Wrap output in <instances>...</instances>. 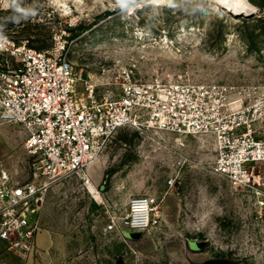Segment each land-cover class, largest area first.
I'll use <instances>...</instances> for the list:
<instances>
[{
	"label": "rangeland",
	"instance_id": "rangeland-1",
	"mask_svg": "<svg viewBox=\"0 0 264 264\" xmlns=\"http://www.w3.org/2000/svg\"><path fill=\"white\" fill-rule=\"evenodd\" d=\"M249 1L254 11L236 13L219 0H0V30L40 50L64 45L80 98L117 92L132 70L254 101L264 99V0ZM25 136L19 124L0 121V177L33 178ZM215 156L210 135L122 127L87 176L47 191L39 232L69 264H264V190L233 187L212 171ZM144 194L154 198L152 221L129 228L131 198ZM38 260L0 239V264Z\"/></svg>",
	"mask_w": 264,
	"mask_h": 264
},
{
	"label": "built area",
	"instance_id": "built-area-1",
	"mask_svg": "<svg viewBox=\"0 0 264 264\" xmlns=\"http://www.w3.org/2000/svg\"><path fill=\"white\" fill-rule=\"evenodd\" d=\"M63 48L40 50L0 30V121L23 128L33 174L24 182L5 172L0 177L1 240L26 256L40 255L47 191L87 176L101 147L126 126L210 135L216 145L212 171L237 189L264 190L263 98L237 99L228 88L192 81L140 79L132 70H125L117 92L80 98L77 72ZM168 184H175L174 176ZM154 209L151 195L133 196L126 226L146 228Z\"/></svg>",
	"mask_w": 264,
	"mask_h": 264
},
{
	"label": "crops",
	"instance_id": "crops-1",
	"mask_svg": "<svg viewBox=\"0 0 264 264\" xmlns=\"http://www.w3.org/2000/svg\"><path fill=\"white\" fill-rule=\"evenodd\" d=\"M47 237H50L45 232H39L37 236V243L39 246V249L41 251L40 258L42 261H36V263L33 262H27L26 264H69L68 261L62 262L57 260V257H54V254L57 253L58 246H55L52 244V238L50 239L51 243H47ZM49 253V259H45L47 254ZM72 264V262H70Z\"/></svg>",
	"mask_w": 264,
	"mask_h": 264
},
{
	"label": "bare ground",
	"instance_id": "bare-ground-1",
	"mask_svg": "<svg viewBox=\"0 0 264 264\" xmlns=\"http://www.w3.org/2000/svg\"><path fill=\"white\" fill-rule=\"evenodd\" d=\"M224 5H229L231 10L236 13H247L255 10V6L249 0H219ZM90 190L99 198L96 187L89 185Z\"/></svg>",
	"mask_w": 264,
	"mask_h": 264
},
{
	"label": "trees",
	"instance_id": "trees-1",
	"mask_svg": "<svg viewBox=\"0 0 264 264\" xmlns=\"http://www.w3.org/2000/svg\"><path fill=\"white\" fill-rule=\"evenodd\" d=\"M126 3H121L118 8H122ZM111 12V10H106L103 14H100L97 16V19H101V18H104L106 17L109 13ZM28 46H31V47H37V46H34L33 44L29 43L28 41L26 42ZM38 48V47H37Z\"/></svg>",
	"mask_w": 264,
	"mask_h": 264
}]
</instances>
